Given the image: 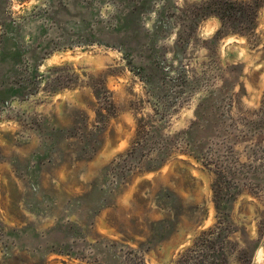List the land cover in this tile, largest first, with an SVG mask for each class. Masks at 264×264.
I'll return each mask as SVG.
<instances>
[{"label": "rangeland", "instance_id": "1", "mask_svg": "<svg viewBox=\"0 0 264 264\" xmlns=\"http://www.w3.org/2000/svg\"><path fill=\"white\" fill-rule=\"evenodd\" d=\"M0 264H264V0H0Z\"/></svg>", "mask_w": 264, "mask_h": 264}]
</instances>
